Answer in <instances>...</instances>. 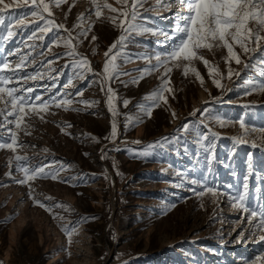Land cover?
Here are the masks:
<instances>
[{"label":"rangeland","instance_id":"rangeland-1","mask_svg":"<svg viewBox=\"0 0 264 264\" xmlns=\"http://www.w3.org/2000/svg\"><path fill=\"white\" fill-rule=\"evenodd\" d=\"M107 3L125 10L117 0ZM131 3L128 0V9ZM168 3L172 6L166 7ZM51 10L49 18L78 37L73 41L76 51L87 57L93 72H102L105 52L122 34L110 18L117 17L119 24L125 17L105 8L98 18L90 0H66ZM184 10L174 0L159 5L157 0H143L138 5L134 23L151 31L124 33L123 46L109 53H119L115 62L120 75L108 81L115 93V117L106 90L101 91L96 82L99 77L92 73L84 79L75 77L80 70L71 64L80 57L66 55L63 38L68 32L54 29L40 39L43 34L37 31L29 39L35 30L33 18H24L28 27H16L7 13L21 10H6L4 24L15 35L0 39V57H6L13 68L24 58L15 86L31 87L32 95L44 99L71 93L73 103L68 111L51 107L42 113L43 120L31 115L26 118V128L8 125L23 147L16 153L0 150V264H251L257 256H264V240L259 239L264 231L253 235L249 214L233 207L229 199L242 191L246 176L248 203L255 206L254 197H264V91L253 88L264 83V40L258 47L250 44L252 50L247 53L235 45L239 64L234 59L226 62L225 48L200 49L198 54L208 66L196 59L189 67L197 69L203 85L193 72L183 74L187 62H181V67L165 77L170 78L171 92H164L167 103L160 101L158 107H152L153 101L145 97L159 89L163 68L132 82L172 43L169 36L153 33H171ZM81 14L83 18L78 19ZM82 31L87 32L86 37L79 35ZM0 33L7 37L3 26ZM144 57L152 58L151 64ZM209 67L219 69L214 76L221 87L213 83ZM26 75L37 79L25 82ZM70 78L72 85L65 88ZM77 90L82 95H76ZM81 100L96 103L89 107L79 103ZM113 120L115 137L111 136ZM218 120L226 121V126H220ZM209 129L218 135L213 138ZM200 134H206L212 143L211 170L208 141L202 147ZM0 135L7 138L9 133L0 129ZM233 137L247 142L236 143ZM143 152L148 155H139ZM15 155L27 160L18 162ZM18 164L30 169L44 167L46 172L58 173V179L30 181V198L29 185L17 183L23 179ZM205 187L224 195L198 196ZM33 198L51 207L52 213L35 205ZM259 202L264 204V199ZM57 204L69 207H55ZM65 226L75 229L71 243Z\"/></svg>","mask_w":264,"mask_h":264},{"label":"snow or ice","instance_id":"snow-or-ice-1","mask_svg":"<svg viewBox=\"0 0 264 264\" xmlns=\"http://www.w3.org/2000/svg\"><path fill=\"white\" fill-rule=\"evenodd\" d=\"M66 0H13L12 3H6L5 0H0V26H3L7 30V37L0 33V39L11 38L15 35V31L12 27H8L4 24L5 13L7 9L16 8L21 11L18 13H7L8 16L12 17L15 20L16 27H28L25 24L26 17H32V23L35 25V30L32 32V35L29 36V39H33L36 36L37 31L42 33L40 39L44 38V35L55 30L64 29L68 32V36L63 38V45L68 49L66 52L67 56L80 58L78 60H73L71 67L73 69H79L74 73L76 78L84 79L87 73H92L99 77V80L96 81L101 85V91L106 90L107 103L109 110L112 112L113 117L117 115L115 108L113 107V100L115 99V93L110 86H108V81L112 80L114 77H118L120 73L118 72V65L116 64V55L109 56V53L117 46H123V42L126 39L124 33L130 31H141L148 32L151 31L147 28H141L139 25H136L138 13L136 11L138 5L143 3V0H132L131 8L128 9V0H117L118 3H122L125 6V10L120 11L117 8H114L111 4L107 3V0H90L93 5L94 14L99 18L102 15L103 9H108L111 12H118L123 17L124 20H120L119 24H116L117 17H111L113 24L122 29L121 36L114 42L107 52H105V62L103 64L102 72L96 73L93 72L90 61L87 57L81 56L76 51V45L73 43L74 40H77L78 37H73L71 31L66 29L63 24H57L52 17V6L60 7L61 4L65 3ZM164 0H157V4L163 3ZM174 3L182 5L185 9L179 15V23H177L175 29L171 33H153L167 35L170 37L172 43L165 49L163 52H159L155 55L154 59L156 61L150 68L143 70L141 76L133 80V83H138L139 79H143L145 74H151L153 71H159L161 68L164 69V72L161 76V85L159 89L155 90L149 96H146V100L153 101L152 107H158L159 102L163 101L167 103V98L164 96V92H171V88L168 86L170 82L168 77L169 73L172 72L173 68L181 67V62H187L183 64V74L188 75L189 71L193 72L197 79L200 80L201 85H203V77L200 76V73L194 67H189L190 63L193 60L199 59L202 60L205 66H208V61L204 60L202 56L198 54L200 49L211 50L213 47L225 48L227 50V57L225 60L234 59L236 63H241L240 56L234 51V46L238 45L245 53L251 51L249 45L255 43L257 47L259 46L260 41L264 40V0H174ZM166 7H171L170 3L165 4ZM47 13V16H45ZM131 16L130 19H127ZM21 17L16 19V17ZM78 17V19H82ZM43 21V24L39 22ZM127 23V27H125ZM80 25H76L78 27ZM79 35L87 36V32H81ZM96 38L93 37V40ZM59 43V42H57ZM11 54V53H10ZM151 64L152 58L144 57ZM24 58H21V62L17 63L13 68L10 62L6 57H0V117L3 119L0 120V129H6L9 133L7 138L0 135V150H11L13 153H16L17 148H22L23 144L18 142V134L12 128H8V125H14L16 129L26 128V118H30L31 115L38 116L41 120L44 119L42 113H47L51 107L63 108V110L68 111L69 106L72 105L73 100L69 97L71 93H57L49 96L48 99H44L41 95H32L34 89L31 87L25 88L23 85L19 87L15 86L18 83L19 72L17 69H20L23 66ZM215 74H219L218 68L209 67V75L213 76V83L217 87H221L220 80L216 79ZM229 76L232 75V70L229 69ZM39 75V74H37ZM24 81L27 82L28 79L35 80L37 76H24ZM72 85V79L70 78L65 85V88ZM255 90L264 91V83L259 85H253ZM76 95H82V92L77 90ZM79 103L85 104L89 107L92 104L96 103L95 101L89 102L81 100ZM129 102L124 101V105L127 106ZM73 111H79V109H72ZM206 111V110H205ZM147 114L151 115V110L149 109ZM195 114V113H193ZM175 116V113H173ZM12 117V119H8ZM129 122L132 118L129 117ZM220 126H226L227 122L223 120L217 121ZM71 127V125H67ZM187 129L188 125H184ZM240 127L244 128V123H240ZM63 131V129H62ZM211 133V136L215 138L218 134L212 132L211 129L208 130ZM25 134H30L25 132ZM69 134L70 133H66ZM116 135V123L113 120L112 123V133L111 136L115 137ZM247 135V132H245ZM107 138V137H106ZM93 140H96L95 137H92ZM236 143H246L247 141L243 137H233L232 138ZM208 141V146L206 151L207 163L209 165V170H211V164L213 161V154L211 151L212 143L209 140V137L206 134H200L198 143L201 146H204V141ZM134 143H139L135 141ZM253 143V147H255ZM149 148L153 145H149ZM139 155L146 156L147 152L140 153ZM102 159L106 158V154L101 156ZM14 159L16 161H26V156L15 155ZM17 170L23 173V179L17 181L20 184L29 185V197L32 198V189L29 184L30 181H33L37 178H51L53 180L58 179V173L53 174L51 172H46L44 167H39L36 169H30L24 164H18ZM66 182V181H65ZM193 184L197 181L193 180ZM206 193H210L213 197L218 195H224V193H218V190L211 187H205L203 191L198 192L197 195L203 197ZM249 197V183L248 177L244 178L242 184V191H238L235 196H230V201L233 202V207L242 209L245 213L249 214V222L253 228V235L257 231H264V204L259 202L260 199L264 197H254L257 200L255 206H252L248 203ZM46 199H51L47 197ZM33 203L38 205L41 208H44L45 211L52 213V208L45 205L39 200L33 198ZM55 207H64L68 208L67 205L57 204ZM53 218H57L55 215ZM68 236L69 243H71L72 232L65 226L63 229ZM260 240H264V235L259 237ZM251 264H264V256H257Z\"/></svg>","mask_w":264,"mask_h":264}]
</instances>
